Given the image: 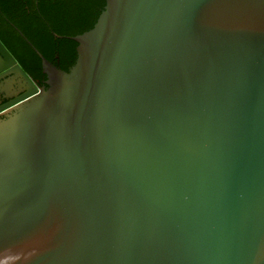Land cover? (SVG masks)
Masks as SVG:
<instances>
[{
  "label": "water",
  "instance_id": "1",
  "mask_svg": "<svg viewBox=\"0 0 264 264\" xmlns=\"http://www.w3.org/2000/svg\"><path fill=\"white\" fill-rule=\"evenodd\" d=\"M68 39L0 121V264H264V0H105Z\"/></svg>",
  "mask_w": 264,
  "mask_h": 264
},
{
  "label": "flooded vegetation",
  "instance_id": "2",
  "mask_svg": "<svg viewBox=\"0 0 264 264\" xmlns=\"http://www.w3.org/2000/svg\"><path fill=\"white\" fill-rule=\"evenodd\" d=\"M91 1L96 3V0ZM59 4H68V0L57 1L54 5ZM101 7L98 9L96 6L97 12ZM38 8L40 0H0V42L28 78L27 80L17 75L14 71L16 65L8 66V58L1 49L0 121L8 115L10 107L7 106L28 92L29 83L39 90L47 87L48 78L43 73L42 61L37 51L64 71H68L73 65L77 45L73 48L69 46L66 43L70 40L68 36L58 34L49 22L36 16L35 10ZM50 36H54L58 42L50 40ZM67 55L69 59L66 60Z\"/></svg>",
  "mask_w": 264,
  "mask_h": 264
},
{
  "label": "trees",
  "instance_id": "3",
  "mask_svg": "<svg viewBox=\"0 0 264 264\" xmlns=\"http://www.w3.org/2000/svg\"><path fill=\"white\" fill-rule=\"evenodd\" d=\"M57 1L62 0H40V8L35 10V14L44 18L43 21L49 22L58 34L68 37L77 36L92 29L105 6V0H96V3H92L91 0H81L80 2L68 0V4L54 5ZM96 6L98 9L102 6L98 10L99 12H97ZM45 24L47 25V23ZM51 39L58 42L54 36H50ZM66 43L72 48L77 45L71 40ZM61 55L63 56V53ZM46 56L48 55L46 54ZM65 59H69V56L67 55Z\"/></svg>",
  "mask_w": 264,
  "mask_h": 264
}]
</instances>
